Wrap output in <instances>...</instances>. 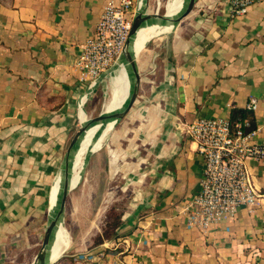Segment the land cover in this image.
I'll use <instances>...</instances> for the list:
<instances>
[{
  "label": "crops",
  "instance_id": "1",
  "mask_svg": "<svg viewBox=\"0 0 264 264\" xmlns=\"http://www.w3.org/2000/svg\"><path fill=\"white\" fill-rule=\"evenodd\" d=\"M108 1L0 0V264H32L38 251L80 109L95 110L86 101L108 75L92 88L74 65ZM153 22L136 52L137 98L107 132L109 179L129 192L120 222L112 238L93 244L98 230L52 264H264V161L246 160L257 204L207 227L188 226L184 213L203 167L185 124L229 118L254 97L264 144V0L237 16L229 0H196L172 27H142Z\"/></svg>",
  "mask_w": 264,
  "mask_h": 264
},
{
  "label": "built area",
  "instance_id": "2",
  "mask_svg": "<svg viewBox=\"0 0 264 264\" xmlns=\"http://www.w3.org/2000/svg\"><path fill=\"white\" fill-rule=\"evenodd\" d=\"M258 1L229 0V13L242 15ZM137 4L138 0H109L92 33L80 44L74 65L90 87L109 74L119 59ZM244 107L254 111L256 98L250 97ZM247 126L246 120L232 126L229 118L219 116L198 117L185 124V134L196 143L203 159L200 188L184 207L188 226L207 227L230 218L239 208H249L262 197L252 181L246 160L264 161V144L255 139L257 129L245 131ZM77 257L90 260L92 253H81Z\"/></svg>",
  "mask_w": 264,
  "mask_h": 264
},
{
  "label": "rangeland",
  "instance_id": "3",
  "mask_svg": "<svg viewBox=\"0 0 264 264\" xmlns=\"http://www.w3.org/2000/svg\"><path fill=\"white\" fill-rule=\"evenodd\" d=\"M167 2L168 0H148V11L155 12L158 9L159 13H164ZM116 63L112 66L113 69ZM101 84L103 90L102 86L99 85L97 91L92 93L86 101V104L91 103L95 106V110L91 112L84 110L87 117L95 116L101 112L110 98L111 83L109 74L104 77ZM106 139L107 133L102 138L100 148L86 154L80 178L74 185L75 187L68 193L62 226L68 232L69 247L67 246L62 254L73 249H87V244L91 242L93 234L98 230L101 232L105 228V218H111L108 213L110 212L109 209L114 206V212H119L128 199L129 192L122 191L117 184L113 186L112 179H109ZM116 183H119V181L117 180Z\"/></svg>",
  "mask_w": 264,
  "mask_h": 264
},
{
  "label": "water",
  "instance_id": "4",
  "mask_svg": "<svg viewBox=\"0 0 264 264\" xmlns=\"http://www.w3.org/2000/svg\"><path fill=\"white\" fill-rule=\"evenodd\" d=\"M195 2L196 0H186L185 6L181 11L174 15H168L166 12L159 13L158 10H156L155 12L148 11V0H144L141 6L139 5L138 1L136 10L133 15L131 28L120 54V57L123 56V58L125 59L129 68V73L131 75V86L128 97L120 107L110 111L103 110L95 116H91L86 118L85 120H82L73 133L71 139L68 142L63 158L60 188L57 194L55 207L49 215L48 221L44 228L40 246L32 264H52L58 259L55 258L54 260H49L48 254L56 236V231L59 225H62V217L68 193L73 187H75L71 184L72 159L81 137L83 136L85 131L95 123L103 124L112 122L113 126L118 120L122 119L129 112L130 108L137 98L140 85V75L136 65V52L132 51L131 46L138 29L145 21L151 18L160 20L162 23L161 25L172 27L175 23L179 22L182 18H184L191 12L195 5Z\"/></svg>",
  "mask_w": 264,
  "mask_h": 264
},
{
  "label": "bare ground",
  "instance_id": "5",
  "mask_svg": "<svg viewBox=\"0 0 264 264\" xmlns=\"http://www.w3.org/2000/svg\"><path fill=\"white\" fill-rule=\"evenodd\" d=\"M185 2L186 0H169L166 6L168 13H172V14L178 13L184 8ZM142 4H143V0H139V5L141 6ZM156 24L157 23L153 22L152 25L150 24L144 27H142L141 25V27L138 29L133 39V43L131 46L133 52H137L140 50V48L144 45L148 37L154 32L153 26ZM124 61L125 59L123 58V56H121L115 65L114 71L109 73L110 83H111V87H110L111 95L109 100L104 105V110L106 111H110L120 107L126 100L125 89L127 84V78H126L127 76L125 75ZM80 118H81L80 120L86 119L82 108L80 109ZM111 127H112V122H107L103 124L95 123L91 125L81 137L79 144L74 152L75 153L74 158L72 160L71 184L73 186L77 183L78 179L80 178L81 170L84 164V158L86 154L89 151H92L95 145H96L95 149H98L101 146L102 138L105 136V134L102 135L96 141V143H94L95 142L94 140H96L102 133H107ZM60 178L61 176L57 181L56 184L57 190L55 194H58L60 188ZM54 207L55 204L53 205L52 209H54ZM68 244H69L68 232L62 225H59L56 231V236L49 250L48 259L54 260L55 258H57L68 246Z\"/></svg>",
  "mask_w": 264,
  "mask_h": 264
},
{
  "label": "trees",
  "instance_id": "6",
  "mask_svg": "<svg viewBox=\"0 0 264 264\" xmlns=\"http://www.w3.org/2000/svg\"><path fill=\"white\" fill-rule=\"evenodd\" d=\"M249 113H250V111H247L245 109L232 108L230 111V116H229V120L232 123V126H235V124L238 121H244L245 119H248L249 120V126L245 127L244 130L250 131L251 129H253L254 124H253V120H252L251 116L249 115ZM109 211L110 212H108V213H109V216H111V218L110 217L105 218V228L102 229L101 232L97 233L93 237V244H99L104 239H110L114 236V230L120 222L122 210L115 213L114 212L115 207L112 206L109 209Z\"/></svg>",
  "mask_w": 264,
  "mask_h": 264
}]
</instances>
